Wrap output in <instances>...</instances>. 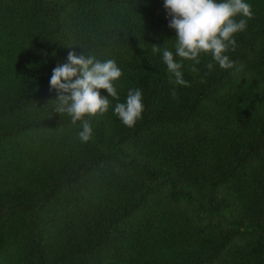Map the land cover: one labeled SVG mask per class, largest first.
I'll list each match as a JSON object with an SVG mask.
<instances>
[{
    "label": "trees",
    "instance_id": "16d2710c",
    "mask_svg": "<svg viewBox=\"0 0 264 264\" xmlns=\"http://www.w3.org/2000/svg\"><path fill=\"white\" fill-rule=\"evenodd\" d=\"M244 2L235 67L184 61L185 87L164 0H0V264H264V0ZM69 52L122 72L88 143L49 91Z\"/></svg>",
    "mask_w": 264,
    "mask_h": 264
},
{
    "label": "clouds",
    "instance_id": "9594fccd",
    "mask_svg": "<svg viewBox=\"0 0 264 264\" xmlns=\"http://www.w3.org/2000/svg\"><path fill=\"white\" fill-rule=\"evenodd\" d=\"M164 9L169 21L168 28L177 33L174 39L175 55L173 51L163 48L165 44L162 47L153 45L152 50L157 52L163 48V63L175 78L176 85L190 87L180 69L184 61H189L192 62L191 71L196 72L195 65L200 63V57L204 54H210L214 62L206 65L209 70L216 64L223 70L235 67L225 53L235 50L234 34L245 30L247 21L244 18L252 17L250 4L244 0H164ZM237 16L243 18L237 21ZM236 70L239 71L238 68ZM121 75V69L114 59L100 61L75 52H69L67 62L53 69L49 91H56L58 96L55 111L66 113L73 124L80 122L81 130L77 138L81 143L93 139V126L86 117L105 114L111 104L110 98L119 99L114 82ZM100 89L105 90L108 96L102 97L98 91ZM142 111L140 89L129 90L126 101L114 107V115L128 128L134 127Z\"/></svg>",
    "mask_w": 264,
    "mask_h": 264
}]
</instances>
